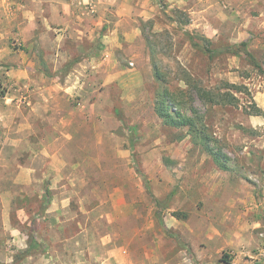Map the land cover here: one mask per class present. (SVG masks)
I'll return each instance as SVG.
<instances>
[{"label": "rangeland", "instance_id": "374dc122", "mask_svg": "<svg viewBox=\"0 0 264 264\" xmlns=\"http://www.w3.org/2000/svg\"><path fill=\"white\" fill-rule=\"evenodd\" d=\"M33 1L0 0V194L13 192L0 197L12 207L0 259L22 253L34 227L46 252L18 264H264V216L241 225L235 244L212 236L243 185L264 211V77L242 57L209 59L189 38L247 41L260 60L264 0H55L87 26L80 44L68 36L72 20L48 30L45 0ZM153 63L171 88L242 87L231 90L235 106L193 95L228 171L154 114ZM196 207L206 216L198 237L171 228L172 212Z\"/></svg>", "mask_w": 264, "mask_h": 264}, {"label": "trees", "instance_id": "16d2710c", "mask_svg": "<svg viewBox=\"0 0 264 264\" xmlns=\"http://www.w3.org/2000/svg\"><path fill=\"white\" fill-rule=\"evenodd\" d=\"M192 46L206 55L209 59H214L222 54H229L235 57H242L249 66L256 72L257 75L264 77V53L260 60L250 52L248 49V42L242 41L236 45L213 46L210 40L198 36L199 41L189 35ZM153 78L155 81V89L152 96V110L154 114L161 120L163 126L169 129H186L185 135L189 136L194 144H199L203 151L208 154L217 167L222 171H228L226 157L221 153L218 140L213 137V134L208 131V127L200 116L197 110L193 107V95L195 94L203 103L215 105H232L237 104L233 92L242 93V87L225 83L222 89L225 91H212L198 86H192L191 91L180 89L177 87H169L168 83L161 73L160 69L153 63ZM254 115H262L260 109L256 108ZM184 135V136H185ZM184 138L180 136V139ZM49 195L45 190L43 196V204L49 203ZM171 215L178 219L184 220L187 217L186 213L172 212ZM29 237L27 241V250L22 253H17L14 257L13 264L20 263L23 259L29 256L44 254L46 252V245H43L34 235V227L30 228ZM229 257L224 256V262H229Z\"/></svg>", "mask_w": 264, "mask_h": 264}, {"label": "crops", "instance_id": "0c3cea01", "mask_svg": "<svg viewBox=\"0 0 264 264\" xmlns=\"http://www.w3.org/2000/svg\"><path fill=\"white\" fill-rule=\"evenodd\" d=\"M35 1L36 0H34L33 2ZM101 1L103 3V6H106L107 8L110 5H113L114 3H116V0H101ZM124 1L126 0H123V2ZM44 2L45 3H42V4L47 6L46 11H44V9L40 7L39 5L37 6L39 7L40 13L45 12V16H41V18L44 19L45 24L43 25L46 27V29L49 30L51 24H59L60 22H62L63 19L64 20L70 19V21L72 20L73 22V26H71L69 29V33H68L69 38L72 39L73 42L77 44H80L81 42H84L85 40H87V26H83L81 25L80 22H78V20H80V16L78 14L75 16L76 18L75 20H77V22L74 21V19L72 18V11L69 12L70 10H69L68 4H66L65 2L61 4L59 1H57L58 4L59 5L61 4L65 10V13L61 18L60 17L61 15L58 11L59 5L55 3L56 2L55 0H45ZM39 4L41 5V3ZM48 15L51 17L49 18V20L46 18L48 17ZM122 22L123 21H121V23ZM114 34L115 32L113 33V35ZM60 36H61L60 34H57L55 37V40H59ZM136 36L137 34H135V37ZM21 170L24 173L28 172L31 177V173H30L32 172L31 169L24 166V167H21ZM215 178H218V177L216 176ZM224 181H226L227 183V182H230L231 180L227 179ZM218 182L219 180H216V179L212 180L211 190L213 192L222 188V186H219ZM232 188L234 189L235 192H239V189H237L235 186H232ZM240 188L242 189L241 191H243L242 192L243 196H240L236 200H233L230 203V205H228V207L226 208L227 210L221 209L220 214L219 213L218 215L215 214L217 223L221 225H226V227L223 228L221 226L223 228V231L213 229L212 236H217L219 238H224V239L226 238L228 240L229 245L235 244V238L238 234V231H240L239 227L241 225H244V229L246 230L257 227L260 225V220H258V218L264 216V211H260L259 208L256 205H254L255 199H254V192L252 191V188L248 185H243ZM0 197L11 199L13 197V192L9 189V191L7 192L6 191L2 192V194H0ZM214 201L222 203L223 200L221 199L217 200L216 198H214L213 202ZM10 203L11 201L3 202V204H1L0 206L1 207L0 231L3 230V233L5 232L7 233L8 227L6 225H8L10 221L9 219H10V215L12 211V207ZM253 207L256 209H253ZM169 211H173V209L171 208ZM247 216L249 217L247 218ZM205 218H206L205 212H203L201 208L196 207L187 213V217L184 220H177L174 217L170 216V219H171L170 225H171V228L181 229L183 231L182 233L187 232L189 236L193 235L195 237H198V235H200V229L198 228V225L202 224ZM0 241H3L2 237H0ZM194 244H197V243L195 242ZM21 250L23 252L27 250V243H25L24 247L21 248ZM12 261H13L12 258L7 255L4 259H0V264H12ZM53 262H56V261L54 260Z\"/></svg>", "mask_w": 264, "mask_h": 264}]
</instances>
